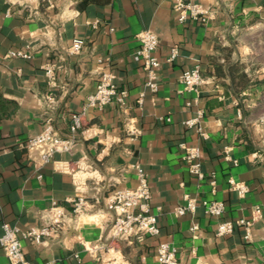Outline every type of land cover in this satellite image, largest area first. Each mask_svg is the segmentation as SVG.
<instances>
[{
  "label": "crops",
  "instance_id": "obj_1",
  "mask_svg": "<svg viewBox=\"0 0 264 264\" xmlns=\"http://www.w3.org/2000/svg\"><path fill=\"white\" fill-rule=\"evenodd\" d=\"M197 2L213 13L206 24H180L173 0H0V237L4 224L25 231L54 205L69 210L75 196L88 206L64 238L44 246L21 240L28 263L158 264L163 242L177 251L178 264H264V0ZM144 31L159 41L152 93L143 66L133 62ZM74 40L84 42L78 55L67 50ZM16 51L28 58H5ZM196 66L204 82L195 98L179 80ZM102 72L127 92L124 107L86 108ZM198 113V123L186 128ZM73 114L83 124L74 135ZM48 121L75 143L44 164L41 148L26 144ZM181 144L199 148L202 180L183 163ZM133 164L146 175L159 235L117 247L105 201L114 190L137 186ZM230 178L248 187L243 198L230 190ZM184 196L224 203L223 216L198 208L175 217ZM257 207L248 241L242 229L215 236L217 224L249 219ZM0 264H10L1 248Z\"/></svg>",
  "mask_w": 264,
  "mask_h": 264
},
{
  "label": "built area",
  "instance_id": "obj_2",
  "mask_svg": "<svg viewBox=\"0 0 264 264\" xmlns=\"http://www.w3.org/2000/svg\"><path fill=\"white\" fill-rule=\"evenodd\" d=\"M172 10L177 16V21L183 24L185 21H193L196 23L206 24L213 19V13L202 7L197 0H173ZM139 42L138 50L133 55V62L140 63L146 73L145 88L152 92L158 90V71L160 63L156 57L158 50V38L152 31H144L137 35ZM84 42L82 40H74L67 48L71 55H78L82 52ZM176 55L173 49L169 60ZM28 58L23 52H10L5 56L6 59L11 58ZM45 76L49 79L53 78V68L45 67ZM115 77L110 72H102L98 81L95 92L86 98V108L102 109L105 105L115 102L118 106L124 107L126 104L127 92L117 89L114 83ZM182 91L193 93L195 98L198 97L199 88L203 85L201 70L198 66L185 70L180 77ZM143 93L139 95L138 105L142 104ZM202 114L198 113V117L187 120L183 123L186 128H192L198 123V119ZM71 125L69 127L72 135L82 129L81 115L73 114L71 116ZM197 131L204 140L207 135L199 128ZM129 136L134 138L137 132L134 129H128ZM75 143V137L68 139L62 138L54 131L51 122L48 121L44 129L34 138L27 142V148H41V162L48 163L56 153H69ZM180 149L183 150L182 161L188 167L189 172L197 177L198 180L204 178L202 173V165L199 162L200 150L197 147L185 146L181 144ZM227 158V157H226ZM135 171L137 186L134 189L114 190L106 197L105 208L110 213L112 224L108 230L112 241L117 247L123 245L139 244L147 236L156 237L159 234L157 214L151 213L150 208V191L147 183L146 175L139 165H130ZM229 188L236 194L238 198H243L248 187L243 182H236L228 179ZM214 185V182H212ZM183 204L176 206L172 210V215L181 217L193 214L198 208L203 209L204 215L221 218L225 211V205L218 201H198L197 199L184 196ZM70 209L54 205L44 210L39 215L40 224L19 231L15 227L8 224L2 226L3 233L0 237V248L3 255L6 256L10 264H30L22 253L21 240H25L30 246H44L55 239L64 238L71 228L77 226L81 216L87 213V202L83 196H75L68 200ZM159 211V208H156ZM260 208H255L249 219H240L237 221H223L216 225L214 230L215 236L224 238L232 235L236 229H242L244 232V240L248 241L251 237V228L260 216ZM196 230V226L191 228ZM156 259L158 264H178L177 251L167 243H159L156 248ZM45 264H53L51 262Z\"/></svg>",
  "mask_w": 264,
  "mask_h": 264
},
{
  "label": "bare ground",
  "instance_id": "obj_3",
  "mask_svg": "<svg viewBox=\"0 0 264 264\" xmlns=\"http://www.w3.org/2000/svg\"><path fill=\"white\" fill-rule=\"evenodd\" d=\"M81 218V217H80Z\"/></svg>",
  "mask_w": 264,
  "mask_h": 264
}]
</instances>
